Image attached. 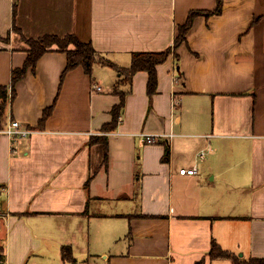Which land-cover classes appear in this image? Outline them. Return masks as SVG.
I'll list each match as a JSON object with an SVG mask.
<instances>
[{
	"label": "crops",
	"instance_id": "crops-1",
	"mask_svg": "<svg viewBox=\"0 0 264 264\" xmlns=\"http://www.w3.org/2000/svg\"><path fill=\"white\" fill-rule=\"evenodd\" d=\"M216 8L217 0H0V130L10 120L32 130L0 134L2 264H72L63 248L73 264L264 259V0ZM45 35H75L99 61L62 77L66 54L46 52L10 98L12 71L28 55L23 38ZM166 49L152 95L146 72L124 80L134 54ZM121 94L120 117L104 130ZM143 134L159 137L147 143ZM190 167L195 175L179 174ZM213 243L237 261L211 257Z\"/></svg>",
	"mask_w": 264,
	"mask_h": 264
},
{
	"label": "trees",
	"instance_id": "trees-1",
	"mask_svg": "<svg viewBox=\"0 0 264 264\" xmlns=\"http://www.w3.org/2000/svg\"><path fill=\"white\" fill-rule=\"evenodd\" d=\"M221 9V0H217V8L215 13H219ZM191 13L185 24L180 28L179 34L175 39L174 47H176L181 41L184 40V36L188 31L191 20ZM23 41L28 46V55L25 59L23 66L19 69L12 71L11 76V97L15 95L14 85L15 83L24 77L27 69L30 67L33 69L37 60L46 52L58 51L66 54V67L62 74V77L70 70L77 66H82L86 73H90L92 67L95 63L99 61L97 52L94 50L90 43H85L80 41L75 35H66L63 37H58L55 35H45L37 39H25ZM170 53V49H166L157 53H138L134 54L130 66L124 69L122 73L124 74V80L130 79L136 72L144 71L148 74L147 80V94L150 96L155 92L156 89V66L163 63ZM0 98L3 102L7 99L6 92L3 88H0ZM124 103V94L120 95V103L116 105L112 110V121L108 126L104 127L106 129H112L117 123L121 109ZM2 109V106H1ZM2 112V111H1ZM0 112V117H1ZM51 112V107L43 113V119H45ZM210 256L213 258H232L230 254L222 252L215 243H213ZM63 259L69 261L73 264L72 256L70 254L69 248H63ZM237 261L235 257L232 258ZM2 260V255L0 253V261ZM0 264H2L0 262ZM235 264H239L235 262ZM241 264H264V259H249Z\"/></svg>",
	"mask_w": 264,
	"mask_h": 264
},
{
	"label": "built area",
	"instance_id": "built-area-1",
	"mask_svg": "<svg viewBox=\"0 0 264 264\" xmlns=\"http://www.w3.org/2000/svg\"><path fill=\"white\" fill-rule=\"evenodd\" d=\"M92 90L94 92L100 91L101 87L98 85H94ZM0 134H4L5 136L9 138H26L29 137L32 134V130L24 127L19 121L17 120H10L8 123L0 130ZM144 140L147 143H154L156 142L157 138L159 136L155 135H149V134H143ZM200 159L203 158V153H200L198 155ZM180 175H195L196 174V168L190 167V168H180L179 169Z\"/></svg>",
	"mask_w": 264,
	"mask_h": 264
},
{
	"label": "rangeland",
	"instance_id": "rangeland-1",
	"mask_svg": "<svg viewBox=\"0 0 264 264\" xmlns=\"http://www.w3.org/2000/svg\"><path fill=\"white\" fill-rule=\"evenodd\" d=\"M0 232H1V230H0ZM0 236H1V234H0ZM0 243H1V237H0ZM237 257H238V259H242V257L240 256V254H237Z\"/></svg>",
	"mask_w": 264,
	"mask_h": 264
}]
</instances>
